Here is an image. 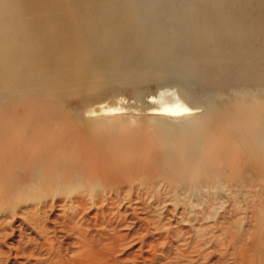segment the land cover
<instances>
[{
  "label": "rangeland",
  "instance_id": "rangeland-1",
  "mask_svg": "<svg viewBox=\"0 0 264 264\" xmlns=\"http://www.w3.org/2000/svg\"><path fill=\"white\" fill-rule=\"evenodd\" d=\"M19 3L0 0V264H264V0ZM167 93L198 121H149Z\"/></svg>",
  "mask_w": 264,
  "mask_h": 264
},
{
  "label": "bare ground",
  "instance_id": "bare-ground-1",
  "mask_svg": "<svg viewBox=\"0 0 264 264\" xmlns=\"http://www.w3.org/2000/svg\"><path fill=\"white\" fill-rule=\"evenodd\" d=\"M19 1H20L19 6H21V8H20L21 11H25V10L28 11L30 8L32 10L33 4L36 3L38 0H19ZM39 1H45L46 2L47 0H39ZM82 1H84V3L88 2L91 9H95L96 10L98 8L96 6L97 5L96 4V0H82ZM50 10L51 9H49V10L48 9L47 10H39V9H36V11L33 12V13H34V15H38L37 13H41L40 16H43V15L45 16L47 14L50 15L52 13ZM103 12H107V9H106V11H103ZM34 30L35 31L37 30V33H45L43 35L42 41L44 42V45L43 46H45L46 49H49L48 52H51V50L54 48L53 46H55V44H54L55 42H54L52 44L53 46L50 47L51 39H52V36L53 35L55 36L54 40L57 39L59 45L66 44V43L69 44V42L70 43L72 42L73 44L76 43V44H78L77 46H79V44L82 45V43H86L87 42L86 39H85V37H84V33H82V34L79 33V32H81L80 30H78V32H76V35H75V32L73 31V29H68L66 32H62L59 29H57V30L56 29H53V30L50 29V30H46V31L45 30H41V29H34ZM72 34H74L75 38L72 36ZM201 36L202 37L204 36V39L208 38V35H206L204 33ZM54 40H52V41H54ZM94 48H92V49H94ZM69 54H70V52L68 53V55ZM68 55H67V59L70 57ZM0 56H1V52H0ZM161 57H162V55H161ZM48 58H50V57H48ZM96 58H98V55L97 54L96 55L94 54L90 58H87V59L85 58V60L83 59V61H81V63H79L80 66L78 68V69L81 70V73L84 71V69L86 67H88L90 65L89 63L91 61L95 62L97 60ZM68 60H71V59H68ZM77 79L79 80V78H77ZM160 99H162V100L160 101V103L157 106V108H153V109H151L150 111L147 112V114H149L151 116V117H149L150 118L149 121L165 120V121H167L171 125L184 124V125H186L188 127L191 126L190 124H188L189 121H191V120L198 121L197 120L198 117H199L198 110H194L191 107H188L180 99H178L174 93H171V94L170 93H167L166 95H163L162 98H160ZM118 113L119 112H117L115 109H105V110L102 111V115H104V116H112V115H116ZM161 132H163V133H161V135L163 137L165 136V138L167 137L168 139H171V140L174 138L173 137V132H169V131H161ZM182 133H186V131H183Z\"/></svg>",
  "mask_w": 264,
  "mask_h": 264
}]
</instances>
